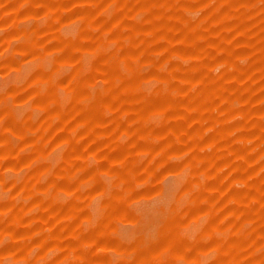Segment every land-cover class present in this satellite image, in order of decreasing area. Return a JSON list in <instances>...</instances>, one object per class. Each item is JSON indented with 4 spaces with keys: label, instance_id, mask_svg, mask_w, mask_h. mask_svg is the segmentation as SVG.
Segmentation results:
<instances>
[{
    "label": "rangeland",
    "instance_id": "1",
    "mask_svg": "<svg viewBox=\"0 0 264 264\" xmlns=\"http://www.w3.org/2000/svg\"><path fill=\"white\" fill-rule=\"evenodd\" d=\"M0 264H264V0H0Z\"/></svg>",
    "mask_w": 264,
    "mask_h": 264
}]
</instances>
